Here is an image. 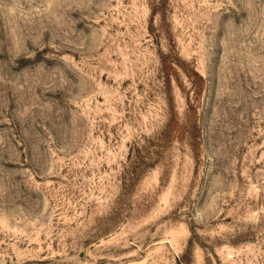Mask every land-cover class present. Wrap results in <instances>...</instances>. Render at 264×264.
I'll use <instances>...</instances> for the list:
<instances>
[{
    "label": "rangeland",
    "instance_id": "rangeland-1",
    "mask_svg": "<svg viewBox=\"0 0 264 264\" xmlns=\"http://www.w3.org/2000/svg\"><path fill=\"white\" fill-rule=\"evenodd\" d=\"M0 264H264V0H0Z\"/></svg>",
    "mask_w": 264,
    "mask_h": 264
}]
</instances>
